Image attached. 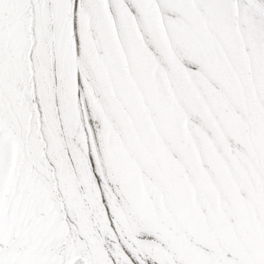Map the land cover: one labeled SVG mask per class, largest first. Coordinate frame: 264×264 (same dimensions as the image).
<instances>
[{
    "label": "snow or ice",
    "instance_id": "1",
    "mask_svg": "<svg viewBox=\"0 0 264 264\" xmlns=\"http://www.w3.org/2000/svg\"><path fill=\"white\" fill-rule=\"evenodd\" d=\"M0 264H264V0H0Z\"/></svg>",
    "mask_w": 264,
    "mask_h": 264
}]
</instances>
